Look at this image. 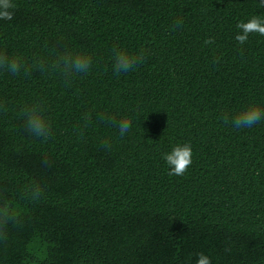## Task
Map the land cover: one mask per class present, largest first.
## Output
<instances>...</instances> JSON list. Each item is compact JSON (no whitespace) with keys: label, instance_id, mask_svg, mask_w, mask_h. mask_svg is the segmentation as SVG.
Wrapping results in <instances>:
<instances>
[{"label":"trees","instance_id":"1","mask_svg":"<svg viewBox=\"0 0 264 264\" xmlns=\"http://www.w3.org/2000/svg\"><path fill=\"white\" fill-rule=\"evenodd\" d=\"M12 2L0 55L23 67L0 68V209L18 222L0 228V264H264V120H224L264 107V36L235 39L261 0ZM121 49L143 53L127 73ZM65 53L88 72L66 78ZM34 105L47 139L25 130ZM186 143L192 164L170 175L164 156Z\"/></svg>","mask_w":264,"mask_h":264},{"label":"clouds","instance_id":"2","mask_svg":"<svg viewBox=\"0 0 264 264\" xmlns=\"http://www.w3.org/2000/svg\"><path fill=\"white\" fill-rule=\"evenodd\" d=\"M261 6L264 7V0H261ZM15 9L16 5L12 0H0V19L12 20L15 16ZM237 27L241 29V32L236 35L235 39L240 44L247 41L250 33L257 32L264 36V19L260 17H253L247 23H239ZM206 43H212V40L209 39ZM142 60V52L132 55L126 50L121 49L115 53L113 71L116 73H127L131 71L135 65L142 62ZM91 63L90 56L65 53L57 59L55 66L58 67L67 78L73 74H86L91 67ZM22 67L23 65L18 58L9 60L6 55H0V68H5L12 74H18ZM37 67L42 69L43 64H38ZM44 111L42 107L34 105L24 111V121L25 130L30 135L47 139L51 134V126L46 120ZM101 119H107L109 122H113L112 117L101 116ZM229 119H231V124L234 128H251L264 120V107H261L259 104H250L233 117H224L225 122H228ZM114 123L121 136L127 134L131 128V120L128 118H122ZM103 146L105 149L111 148V144L107 140L104 141ZM164 159L170 166V175L183 176L192 164V149L190 144L177 145L170 153L165 154ZM41 192L42 189L37 185L33 189L34 198L38 197ZM10 221L18 222L16 215L10 212L9 205L5 204L4 207L0 209V228L6 226ZM5 237L6 234L0 230V239ZM196 255V264H211L210 258L204 253H197Z\"/></svg>","mask_w":264,"mask_h":264}]
</instances>
